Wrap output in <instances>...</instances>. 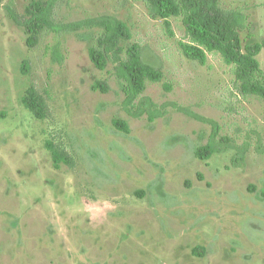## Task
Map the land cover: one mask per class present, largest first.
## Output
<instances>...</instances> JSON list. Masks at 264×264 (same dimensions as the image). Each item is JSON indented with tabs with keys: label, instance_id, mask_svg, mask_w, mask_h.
I'll return each mask as SVG.
<instances>
[{
	"label": "rangeland",
	"instance_id": "374dc122",
	"mask_svg": "<svg viewBox=\"0 0 264 264\" xmlns=\"http://www.w3.org/2000/svg\"><path fill=\"white\" fill-rule=\"evenodd\" d=\"M12 1L23 13L32 0ZM221 3L246 14L244 43L264 39V0ZM63 14L128 22L132 43L164 65L163 81L147 82L146 95L217 121L234 147L197 159L210 125L173 109L155 122L128 116L115 78L94 66L83 36H67L65 60L54 63L43 47L27 46L2 9L0 264H264V103L240 99L219 53H208L206 65L184 56L181 17L169 19L171 36L137 0H72ZM257 59L264 69V50ZM98 82L110 91L94 90ZM32 85L49 94L51 120L21 103ZM52 139L74 157V169L54 167L45 147Z\"/></svg>",
	"mask_w": 264,
	"mask_h": 264
},
{
	"label": "trees",
	"instance_id": "16d2710c",
	"mask_svg": "<svg viewBox=\"0 0 264 264\" xmlns=\"http://www.w3.org/2000/svg\"><path fill=\"white\" fill-rule=\"evenodd\" d=\"M72 0H32L20 13L12 0H0V10L26 33L30 49L43 47L44 55L52 62L62 64L65 56L61 48L69 35L83 36L89 42L88 56L94 66L108 71L115 78L124 95L122 108L135 119L147 118L149 122L163 118L170 109L186 115L212 128L210 140L197 147L194 155L200 160H209L213 155L234 147V141L222 135V126L190 108L175 102L157 104L146 95L147 82L159 83L164 79L162 61L150 55L145 47L132 43L133 34L128 22L117 15H98L81 20H68L64 8ZM145 4L153 19L165 20L171 36V17H181L189 42H180L184 56L201 65H206L208 53H219L224 62L233 67L238 95L242 100H258L264 103V69L257 56L264 50V39L244 43L241 33L247 29V16L240 9H226L221 0H137ZM28 63H24L27 68ZM109 67H112L109 71ZM94 90L110 91L107 82H98ZM167 90L171 87L167 86ZM21 103L38 120H51L53 113L49 94L32 85L21 97ZM236 112L234 105L226 107ZM117 129L130 133L129 124L114 120ZM51 154L54 167L66 165L72 169L76 161L63 144L53 139L45 144ZM245 151L239 152L238 162H243ZM264 197V191L262 192ZM195 253H197L195 251Z\"/></svg>",
	"mask_w": 264,
	"mask_h": 264
}]
</instances>
